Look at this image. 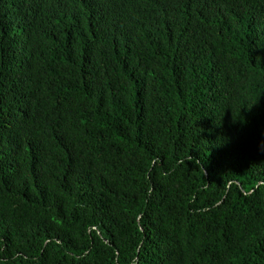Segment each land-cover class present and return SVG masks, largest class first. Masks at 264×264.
Returning <instances> with one entry per match:
<instances>
[{
    "label": "trees",
    "instance_id": "obj_1",
    "mask_svg": "<svg viewBox=\"0 0 264 264\" xmlns=\"http://www.w3.org/2000/svg\"><path fill=\"white\" fill-rule=\"evenodd\" d=\"M0 264H264V0H0Z\"/></svg>",
    "mask_w": 264,
    "mask_h": 264
}]
</instances>
